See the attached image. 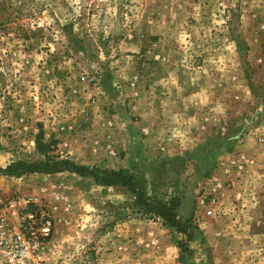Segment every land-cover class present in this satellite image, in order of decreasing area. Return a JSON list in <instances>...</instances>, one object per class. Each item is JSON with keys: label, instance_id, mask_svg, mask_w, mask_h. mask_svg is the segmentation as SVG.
Instances as JSON below:
<instances>
[{"label": "rangeland", "instance_id": "rangeland-1", "mask_svg": "<svg viewBox=\"0 0 264 264\" xmlns=\"http://www.w3.org/2000/svg\"><path fill=\"white\" fill-rule=\"evenodd\" d=\"M52 160L87 170L9 167ZM22 194L54 208L46 264H264V0H0Z\"/></svg>", "mask_w": 264, "mask_h": 264}, {"label": "built area", "instance_id": "built-area-1", "mask_svg": "<svg viewBox=\"0 0 264 264\" xmlns=\"http://www.w3.org/2000/svg\"><path fill=\"white\" fill-rule=\"evenodd\" d=\"M53 209L31 194L0 197V264H46Z\"/></svg>", "mask_w": 264, "mask_h": 264}, {"label": "trees", "instance_id": "trees-1", "mask_svg": "<svg viewBox=\"0 0 264 264\" xmlns=\"http://www.w3.org/2000/svg\"><path fill=\"white\" fill-rule=\"evenodd\" d=\"M9 167H14L13 169L23 168L26 170L42 171V172H55V171H57L58 167L80 169L81 171L87 170V168H85V167H78L77 168L75 165L71 164L68 161H55V160H52L50 162L42 161L39 163H27L24 161H19L17 163L10 165ZM125 181L127 183L130 182L126 179H125ZM130 184L133 187V189L135 188L134 191L139 196V198L143 199L144 195H143L142 191L140 190V188H138V186L136 184H133V183H130ZM153 209H154V210H152L153 212L158 213L159 215L163 216L164 218L178 222L176 214L173 213L172 208L167 206L166 204L157 203V205H155L153 207Z\"/></svg>", "mask_w": 264, "mask_h": 264}]
</instances>
